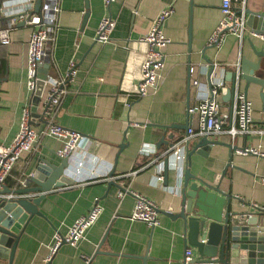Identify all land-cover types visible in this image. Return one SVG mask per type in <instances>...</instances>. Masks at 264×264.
I'll return each instance as SVG.
<instances>
[{
  "label": "crops",
  "instance_id": "1",
  "mask_svg": "<svg viewBox=\"0 0 264 264\" xmlns=\"http://www.w3.org/2000/svg\"><path fill=\"white\" fill-rule=\"evenodd\" d=\"M59 5L54 39L45 44L44 64L48 67L40 68L39 73L61 80L70 62H76L77 74L66 82L67 93L57 110L56 121L85 139L69 155L65 175L71 183L52 189L40 202L43 216L34 215L27 225L13 264H185V251L192 246L185 241L182 223L169 213L178 211L189 161L186 159L178 167L174 156H162V152L187 134L186 126H197V115H190L188 110L208 96L212 63L220 67L216 78L230 87L229 72L241 71L243 59L259 61L256 51H264V42L251 32H264V21H249L247 14L248 30L242 40L228 33L220 44L209 45L222 20L221 0H115L109 8L103 0H60ZM171 6L173 13L163 24L165 35L171 40L164 49L163 78L156 92L140 97L137 85L147 45L139 38ZM248 9L264 14V0H250ZM108 15L116 21L112 44L101 45L96 41V33L100 21ZM6 22L0 14V27H5ZM32 29L19 23L12 30L11 43L0 44L3 145L12 143L20 130L24 109L32 103L28 71ZM194 78L199 80L198 85L193 84ZM216 78L214 75L213 80ZM48 85L45 84L41 98ZM239 87L243 92L247 88V97L253 103L252 127L264 131L261 87L254 83L247 87L242 78ZM228 105L223 101V110ZM33 125L41 128L43 123L35 119ZM163 136L170 144L158 146ZM198 139L190 141L188 151ZM215 141L206 155H192V173L220 184L223 191L237 197L234 211L253 213L257 211L253 204L264 207V185L260 181L264 157L232 149L262 145L264 133L240 135L234 140L223 135ZM145 143L154 145L158 152L154 164H149L140 153ZM121 144L123 148L119 147ZM62 145L54 137L43 136L32 151L22 155L5 187L15 189L22 185L20 181L41 164L60 165L63 158L57 150ZM160 173L162 180L158 179ZM110 181L115 185L109 186ZM125 189L156 202L163 212L158 226L151 228L131 219L135 197L129 193L119 197ZM96 199L103 205V212L85 238L76 246L62 243L47 261L56 234L66 235Z\"/></svg>",
  "mask_w": 264,
  "mask_h": 264
},
{
  "label": "built area",
  "instance_id": "2",
  "mask_svg": "<svg viewBox=\"0 0 264 264\" xmlns=\"http://www.w3.org/2000/svg\"><path fill=\"white\" fill-rule=\"evenodd\" d=\"M115 0H103L104 6L109 8ZM1 2V0H0ZM250 0H221L222 20L209 39V45H218L222 42L226 34H233L240 40L244 38L247 28V10ZM36 0H5L0 3V14L6 17V26L0 27V44L11 43L12 30L19 23L32 26L29 39V89L32 96L35 91L37 80L39 79L40 65L46 61L45 44L54 39L55 30L58 26L57 15L60 12V0H41L38 11L35 10ZM173 13V7L163 10L153 22L150 30L141 36L139 40L147 45L144 61L142 64V74L137 85V93L140 97L156 92L163 78L165 68L164 49L171 40L165 35L163 24ZM116 26V21L109 15L102 18L96 33V41L99 44H112V32ZM252 36L258 37L264 42V32H251ZM216 64L215 78L220 69ZM238 68V66H237ZM77 64L71 61L69 69L61 80L51 76L46 78L49 89L41 98L38 108L40 114L35 118L32 116L31 104L24 109L20 130L10 145L0 144V191L4 189L6 179L10 176L14 166L26 152L32 151L43 136H51L63 145L57 150V154L64 158L73 154L82 144L85 137L75 131L68 129L56 121V113L67 93L66 82L73 80L77 74ZM194 71V69H192ZM221 71V70H220ZM219 71V73H220ZM236 82L234 84L233 99L229 102L228 109L223 110L222 96L226 94L229 86L226 81L219 78L212 79L209 94L202 102L188 110L190 115H197V126H191L187 134L174 142L162 156L171 155L176 158L177 166L186 162L190 141L194 138L208 136L211 139L223 135L230 136L233 140L240 135L261 134L263 130L252 127L253 103L245 93L240 90L241 71H236ZM213 75V77H214ZM193 84L198 85L199 80L193 79ZM38 113V111H37ZM35 119L40 120L43 126L33 125ZM240 154H254L264 157V144L243 147L236 150ZM142 156L148 158L149 164H154L158 157L156 148L152 144L145 143L140 149ZM163 179L162 174L158 176ZM260 181L264 185V175L260 176ZM24 185L26 180H21ZM135 197V205L131 214V219L145 222L149 227L154 228L160 224V210L155 201L138 194L130 189L119 192V197L126 194ZM253 206L264 212V207L257 204ZM103 212V205L96 199L89 211L81 216L70 227L64 236L56 234L55 243L51 247L49 261L63 242L76 246L87 231L98 221ZM196 258L195 250L190 247L185 251V264L193 262Z\"/></svg>",
  "mask_w": 264,
  "mask_h": 264
},
{
  "label": "water",
  "instance_id": "3",
  "mask_svg": "<svg viewBox=\"0 0 264 264\" xmlns=\"http://www.w3.org/2000/svg\"><path fill=\"white\" fill-rule=\"evenodd\" d=\"M41 6L37 0L35 10ZM249 21L258 19L264 21V14L248 9ZM259 61L251 63L243 59L240 79L261 87V97L264 100V51H256ZM47 68L46 64L40 68ZM216 64L212 63L209 72V82L212 85ZM227 80L232 82L225 95L224 102L233 99L236 71L229 72ZM46 75L39 74L31 103L32 116H38V106L46 84ZM247 96V88H245ZM189 126H186L188 129ZM165 142L163 136L158 146ZM208 136L199 137L195 146L188 151L187 167L182 179L179 208L175 213H169L174 220L182 223L185 241L196 249V258L189 264H264V212H237L233 210L237 197L223 191L220 184H214L192 173L191 157L194 153L206 155L207 149L215 144ZM170 142L168 143V145ZM120 148L124 144L119 145ZM235 151L238 146H233ZM69 157H64L58 166L41 164L37 170L26 177L25 185L9 189L4 186L0 191V264H13L18 243L27 225L34 215L43 216L39 204L46 194L54 188L71 183L65 175L69 168ZM169 168V158L165 162ZM111 176L113 174H110ZM35 183L36 186H31ZM115 185L114 181L109 186ZM160 212H162L160 210ZM163 213V212H162ZM64 243V242H63Z\"/></svg>",
  "mask_w": 264,
  "mask_h": 264
}]
</instances>
